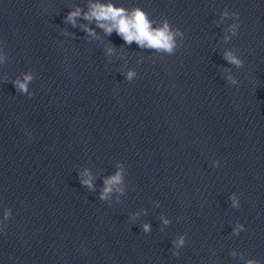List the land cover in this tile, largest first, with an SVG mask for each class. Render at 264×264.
I'll list each match as a JSON object with an SVG mask.
<instances>
[{
    "label": "clouds",
    "instance_id": "clouds-1",
    "mask_svg": "<svg viewBox=\"0 0 264 264\" xmlns=\"http://www.w3.org/2000/svg\"><path fill=\"white\" fill-rule=\"evenodd\" d=\"M86 9L80 5H76L64 17L66 24H70L73 28L79 26L86 33V38H96V28H99L106 36H111L115 32L127 45L135 43L140 49L151 50L157 54L169 56L174 55L176 50L183 46L185 34L180 28L172 26L166 17H161L158 21L150 18L149 13L139 6H134L129 9L123 5L117 6L113 3V0H107V2H101V0H86ZM79 19H83L87 23L78 25ZM226 19H232L233 22L223 29V43H228L233 36L237 35L239 29V13L229 12L228 9H224L220 13V20L217 22V26ZM93 22L95 23V28L90 27ZM63 35L75 37V33L68 32L67 29L63 31ZM104 51L106 56L111 57L115 54L116 49L114 45H108ZM222 55L223 59L229 65L235 68H242L244 66V60L237 55V50L227 48ZM7 59V54L0 47V65L6 64ZM223 71L225 74L224 78L229 84L235 85L238 83L230 68L223 69ZM122 75L126 80L132 81L137 76V73L135 69L129 68L122 72ZM33 79L34 73L28 71L21 73L10 82L13 84L17 93L31 98L33 93L29 90V84ZM3 80L8 82L9 77L4 75ZM212 163L213 166H219V161L214 160ZM125 175L126 169L124 164L121 161H117L116 170L111 175L103 178V187L99 192V199L101 201H110L113 193H115L116 201L119 202L120 197L126 194ZM79 176L82 186L86 187L90 192L96 190L94 184L96 177L89 169L85 168L79 173ZM228 199L232 208L238 209L240 207L239 198L235 193L231 194ZM154 203L159 206L158 202ZM141 211L146 214V210L142 209ZM11 214V209L4 208L3 217L0 219V231H3ZM140 215L141 212H134L130 215L129 219L135 221ZM160 220L164 226H168L171 223L164 215L160 216ZM141 228L144 233L151 231V225L148 223H143ZM243 230L244 225L237 222L232 228V235H239ZM161 231H163V228H161ZM171 243L173 255L179 256L180 253L178 250L186 243L185 236L178 235ZM231 255L244 260V264H261V261L257 259H244L243 253L233 251Z\"/></svg>",
    "mask_w": 264,
    "mask_h": 264
}]
</instances>
